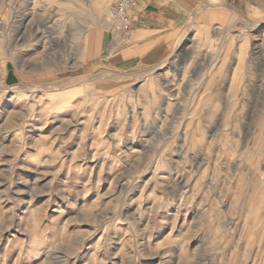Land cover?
<instances>
[{"label":"rangeland","instance_id":"1","mask_svg":"<svg viewBox=\"0 0 264 264\" xmlns=\"http://www.w3.org/2000/svg\"><path fill=\"white\" fill-rule=\"evenodd\" d=\"M109 1L0 0V264H264V0L86 73Z\"/></svg>","mask_w":264,"mask_h":264},{"label":"crops","instance_id":"2","mask_svg":"<svg viewBox=\"0 0 264 264\" xmlns=\"http://www.w3.org/2000/svg\"><path fill=\"white\" fill-rule=\"evenodd\" d=\"M202 4L203 0H134L130 38L114 37L104 25L88 28L78 49V67L86 73H129L161 64L176 49L189 22L206 25L220 18L218 11H203Z\"/></svg>","mask_w":264,"mask_h":264},{"label":"built area","instance_id":"3","mask_svg":"<svg viewBox=\"0 0 264 264\" xmlns=\"http://www.w3.org/2000/svg\"><path fill=\"white\" fill-rule=\"evenodd\" d=\"M134 0H110L106 7L105 26L114 37L128 40L132 31Z\"/></svg>","mask_w":264,"mask_h":264},{"label":"bare ground","instance_id":"4","mask_svg":"<svg viewBox=\"0 0 264 264\" xmlns=\"http://www.w3.org/2000/svg\"><path fill=\"white\" fill-rule=\"evenodd\" d=\"M93 5V8H94V12L97 14V15H101V16H104L103 13L105 12V9L103 11V7L101 5H99L97 2H93L92 3ZM107 7V6H106ZM105 17V16H104ZM102 21V19L100 20ZM78 42V41H77ZM77 50H78V46L77 45H74L72 47V49L69 51V53H71V56L75 57L76 56V53H77Z\"/></svg>","mask_w":264,"mask_h":264},{"label":"water","instance_id":"5","mask_svg":"<svg viewBox=\"0 0 264 264\" xmlns=\"http://www.w3.org/2000/svg\"><path fill=\"white\" fill-rule=\"evenodd\" d=\"M179 76V74H177Z\"/></svg>","mask_w":264,"mask_h":264}]
</instances>
